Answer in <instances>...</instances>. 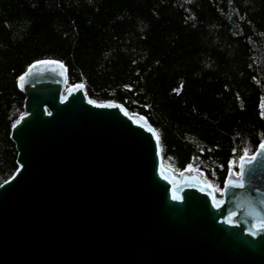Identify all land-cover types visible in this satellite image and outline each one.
Instances as JSON below:
<instances>
[{
  "label": "water",
  "instance_id": "water-1",
  "mask_svg": "<svg viewBox=\"0 0 264 264\" xmlns=\"http://www.w3.org/2000/svg\"><path fill=\"white\" fill-rule=\"evenodd\" d=\"M22 77L0 264H264V143L218 193L166 163L144 115L69 85L64 61L37 60Z\"/></svg>",
  "mask_w": 264,
  "mask_h": 264
},
{
  "label": "trees",
  "instance_id": "trees-1",
  "mask_svg": "<svg viewBox=\"0 0 264 264\" xmlns=\"http://www.w3.org/2000/svg\"><path fill=\"white\" fill-rule=\"evenodd\" d=\"M53 58L157 129L167 164L219 187L264 143V0H0V185L19 165V79Z\"/></svg>",
  "mask_w": 264,
  "mask_h": 264
},
{
  "label": "rangeland",
  "instance_id": "rangeland-1",
  "mask_svg": "<svg viewBox=\"0 0 264 264\" xmlns=\"http://www.w3.org/2000/svg\"><path fill=\"white\" fill-rule=\"evenodd\" d=\"M262 105H263V115H264V100H263ZM251 156H252V153H251V152H248L244 157H248V158H250ZM201 167H202V168H190V169L193 170V171H196V172L201 173V175H202L203 177H205V178H207V177H206V173H205V171L202 170V169H208L209 171L213 172V164H212V163H206V164H203ZM237 167H238V169H236V170H232V171L230 172V174H232V175H234V176H236V175L239 176V164L237 165ZM207 179H208V178H207ZM208 180H209L212 184H214V186L216 187L218 193H221V192H222V188L219 187V185H218V183H217L216 180H210V179H208Z\"/></svg>",
  "mask_w": 264,
  "mask_h": 264
},
{
  "label": "bare ground",
  "instance_id": "bare-ground-1",
  "mask_svg": "<svg viewBox=\"0 0 264 264\" xmlns=\"http://www.w3.org/2000/svg\"><path fill=\"white\" fill-rule=\"evenodd\" d=\"M235 178H238V176L236 175Z\"/></svg>",
  "mask_w": 264,
  "mask_h": 264
},
{
  "label": "snow or ice",
  "instance_id": "snow-or-ice-1",
  "mask_svg": "<svg viewBox=\"0 0 264 264\" xmlns=\"http://www.w3.org/2000/svg\"><path fill=\"white\" fill-rule=\"evenodd\" d=\"M21 79H23V77H21Z\"/></svg>",
  "mask_w": 264,
  "mask_h": 264
}]
</instances>
